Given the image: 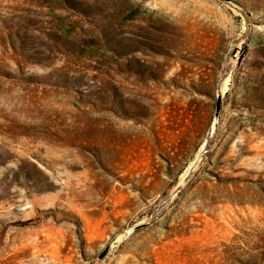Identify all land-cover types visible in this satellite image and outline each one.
<instances>
[{"label": "rangeland", "instance_id": "rangeland-1", "mask_svg": "<svg viewBox=\"0 0 264 264\" xmlns=\"http://www.w3.org/2000/svg\"><path fill=\"white\" fill-rule=\"evenodd\" d=\"M0 264H264V0H0Z\"/></svg>", "mask_w": 264, "mask_h": 264}, {"label": "water", "instance_id": "water-1", "mask_svg": "<svg viewBox=\"0 0 264 264\" xmlns=\"http://www.w3.org/2000/svg\"><path fill=\"white\" fill-rule=\"evenodd\" d=\"M220 105H221V99L218 96L215 104V113L214 117L215 119L218 118L219 112H220ZM109 246H106L103 251L98 255V259H102L108 252Z\"/></svg>", "mask_w": 264, "mask_h": 264}]
</instances>
